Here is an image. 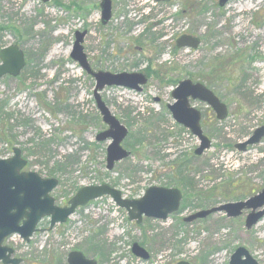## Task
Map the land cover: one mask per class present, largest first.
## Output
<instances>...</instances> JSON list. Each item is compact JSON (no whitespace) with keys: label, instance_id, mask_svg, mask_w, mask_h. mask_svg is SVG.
Here are the masks:
<instances>
[{"label":"rangeland","instance_id":"1","mask_svg":"<svg viewBox=\"0 0 264 264\" xmlns=\"http://www.w3.org/2000/svg\"><path fill=\"white\" fill-rule=\"evenodd\" d=\"M100 2L0 0V50L17 44L26 59L18 76L0 80V159L20 148L24 170L59 179L52 195L60 206L84 186L108 184L127 199H139L151 186L179 188L181 207L166 220L144 217L138 224L106 195L54 228L44 219L29 242L15 234L5 243L21 264H68L71 251L100 264H229L240 246L264 264V218L249 230V211L184 221L264 188V138L246 152L235 147L264 125V0L224 6L219 0H113L106 25ZM85 29V51L96 71L149 73L142 90L106 86L100 93L128 129L122 147L131 155L112 170V139L97 140L109 126L94 96L96 80L71 57L75 32ZM182 34L200 37L201 44L177 48ZM187 78L208 86L229 107L220 121L208 104L191 100L212 140L201 156L195 155L198 137L168 107ZM134 242L149 259L133 254Z\"/></svg>","mask_w":264,"mask_h":264},{"label":"water","instance_id":"2","mask_svg":"<svg viewBox=\"0 0 264 264\" xmlns=\"http://www.w3.org/2000/svg\"><path fill=\"white\" fill-rule=\"evenodd\" d=\"M44 3L50 0H41ZM168 2L170 0H154ZM229 0H219L224 6ZM102 23L107 24L112 16V0L102 2ZM87 31H77L71 57L80 64V67L96 80L94 96L101 112L103 121L109 126L98 134V141L112 139L107 148V169L112 170L116 163L129 157L131 152L122 147V142L128 135V129L114 116L101 97V91L106 86H124L134 90H142L148 82V77L142 72L96 71L92 68L84 41ZM201 44L200 37L191 34H182L176 40L177 48L197 49ZM0 80L7 75L18 76L24 68L25 55L17 44H11L0 51ZM176 100L169 104L174 119L188 128L200 140V146L195 150L196 155H202L211 148L212 141L204 133L201 126L202 115L199 109L193 107L190 99L207 103L217 113L219 120L228 117L226 103L205 84L194 82L187 78L181 80L173 90ZM264 138V125L255 129L253 134L244 142L236 144L240 151H247L248 146L260 143ZM27 160L22 157V150L14 148V156L0 159V263L21 264L22 258L15 257L13 247L3 245L7 237L19 234L26 242L38 231L40 221L50 218V228L63 224L76 212L77 208L86 206L89 202L109 195L115 203L127 209L129 219L141 223L144 217L166 220L170 214L178 211L183 199V192L179 188L161 186L149 187L139 199H127L121 191L108 184L88 185L82 187L68 202L67 206H60L51 192L59 185V179L42 177L35 171H22ZM245 210H249L245 220V227L249 230L264 218V188L257 194L244 201L227 202L208 209H201L184 218L185 222H193L206 218L214 213L225 212L227 217H239ZM134 255L149 259L150 253L140 243L132 245ZM68 264H97L95 260L86 257L80 251H71L68 254ZM177 264H192L182 260ZM229 264H259V262L244 247H238L232 254Z\"/></svg>","mask_w":264,"mask_h":264},{"label":"flooded vegetation","instance_id":"3","mask_svg":"<svg viewBox=\"0 0 264 264\" xmlns=\"http://www.w3.org/2000/svg\"><path fill=\"white\" fill-rule=\"evenodd\" d=\"M87 31V34H88V30H86ZM75 37H76V32H75ZM201 39V38H200ZM24 52V51H23ZM24 55H25V53H24ZM87 56H88V53H87ZM88 60H89V57H88ZM25 62H26V59H25ZM89 62H90V60H89ZM1 63V62H0ZM90 64H91V62H90ZM26 65V64H25ZM92 66V65H91ZM92 68L95 70V68L92 66ZM147 77H148V80H149V73L148 72H143ZM208 87V86H207ZM209 88V87H208ZM212 90V89H211ZM213 91V90H212ZM214 92V91H213ZM215 93V92H214ZM216 94V93H215ZM217 95V94H216ZM218 96V95H217ZM219 97V96H218ZM220 98V97H219ZM221 99V98H220ZM191 100H193V99H190V103H191ZM196 101V100H195ZM198 101H200V100H198ZM221 101L222 102H224L222 99H221ZM200 102H202V101H200ZM204 103V102H203ZM225 103V102H224ZM207 104V103H206ZM227 105V104H226ZM210 106V105H209ZM168 107H169V105H168ZM211 107V106H210ZM227 107H228V105H227ZM196 108V107H195ZM210 110L211 111H213V113H214V115H215V117L217 118V113L215 112V110L213 109V107H211L210 108ZM200 112H201V115H202V111L200 110ZM228 116H229V107H228ZM202 117H203V115H202ZM218 119V118H217ZM227 119V118H226ZM219 120V119H218ZM225 120V119H224ZM220 121H223V120H220ZM201 126H202V119H201ZM262 126V125H261ZM260 127V126H259ZM258 128V127H257ZM256 128V129H257ZM202 129H203V127H202ZM203 131H204V129H203ZM255 131V130H254ZM253 131V132H254ZM205 133V132H204ZM206 134V133H205ZM253 134V133H252ZM251 134V135H252ZM250 135V136H251ZM249 136V137H250ZM248 137V138H249ZM247 138V139H248ZM246 139V140H247ZM246 140H244V141H246ZM263 140V139H262ZM262 140H261V142H262ZM212 141V140H211ZM244 141H242V142H244ZM238 144V143H237ZM211 147H212V145H211ZM235 147H236V145H235ZM248 148H249V146H248ZM248 151V150H247ZM196 155V154H195ZM203 155V154H202ZM197 156H201V155H197ZM46 178H52V177H46ZM53 196V195H52ZM54 197V196H53ZM68 205V201H67V203L65 204V205H63V206H67ZM46 218H48L49 220H50V218L49 217H45V218H43L41 221H40V223L44 220V219H46ZM40 223H39V225H40ZM39 225H38V231L37 232H39L40 230H41V228L39 227ZM58 225V224H57ZM36 232V233H37ZM7 245V244H6ZM9 246V245H8ZM11 247V246H10ZM16 257V256H15ZM68 258V257H67ZM23 260V259H22ZM93 260H95L96 261V263L97 264H100L99 263V261L98 260H96V259H93ZM23 262V261H22ZM67 263H68V259H67ZM0 264H4L3 262H1Z\"/></svg>","mask_w":264,"mask_h":264},{"label":"bare ground","instance_id":"4","mask_svg":"<svg viewBox=\"0 0 264 264\" xmlns=\"http://www.w3.org/2000/svg\"><path fill=\"white\" fill-rule=\"evenodd\" d=\"M104 0H101V2H100V8H101V22H102V7H101V5H102V2H103ZM154 1V0H153ZM156 2V1H155ZM76 3H73L71 6L72 7H76ZM82 10L83 9V7L82 8H78V10ZM112 11H113V0H112ZM113 17V16H112ZM112 19V18H111ZM103 24V23H102ZM104 25H106V24H104ZM85 30H87V29H85ZM85 30H83V31H85ZM85 47V46H84ZM86 52V51H85Z\"/></svg>","mask_w":264,"mask_h":264},{"label":"trees","instance_id":"5","mask_svg":"<svg viewBox=\"0 0 264 264\" xmlns=\"http://www.w3.org/2000/svg\"><path fill=\"white\" fill-rule=\"evenodd\" d=\"M209 195H207V196H209L210 198H211V196H213L212 194V191H210V193H208Z\"/></svg>","mask_w":264,"mask_h":264}]
</instances>
